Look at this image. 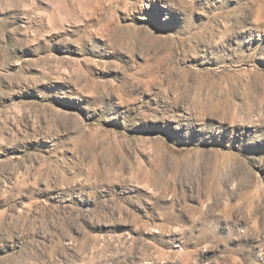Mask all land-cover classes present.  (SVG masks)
I'll return each instance as SVG.
<instances>
[{"label":"rangeland","instance_id":"374dc122","mask_svg":"<svg viewBox=\"0 0 264 264\" xmlns=\"http://www.w3.org/2000/svg\"><path fill=\"white\" fill-rule=\"evenodd\" d=\"M0 264H264V0H0Z\"/></svg>","mask_w":264,"mask_h":264},{"label":"snow or ice","instance_id":"6c2138e0","mask_svg":"<svg viewBox=\"0 0 264 264\" xmlns=\"http://www.w3.org/2000/svg\"><path fill=\"white\" fill-rule=\"evenodd\" d=\"M147 2H149V3H150V2H151V0H147ZM154 7H155V6H154ZM170 15H173V14H170ZM156 22H157V23H159V22H160V21H159V19H157V20H156Z\"/></svg>","mask_w":264,"mask_h":264}]
</instances>
